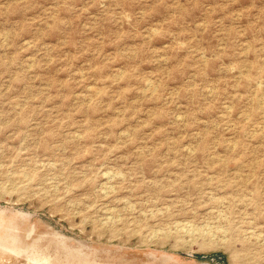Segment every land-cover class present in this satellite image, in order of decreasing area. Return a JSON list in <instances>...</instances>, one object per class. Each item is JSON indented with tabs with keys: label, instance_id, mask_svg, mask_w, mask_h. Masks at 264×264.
<instances>
[{
	"label": "rangeland",
	"instance_id": "rangeland-1",
	"mask_svg": "<svg viewBox=\"0 0 264 264\" xmlns=\"http://www.w3.org/2000/svg\"><path fill=\"white\" fill-rule=\"evenodd\" d=\"M0 264H264V0H0Z\"/></svg>",
	"mask_w": 264,
	"mask_h": 264
}]
</instances>
